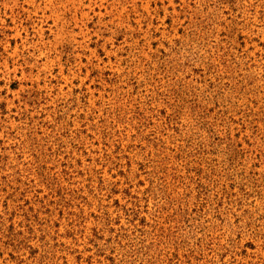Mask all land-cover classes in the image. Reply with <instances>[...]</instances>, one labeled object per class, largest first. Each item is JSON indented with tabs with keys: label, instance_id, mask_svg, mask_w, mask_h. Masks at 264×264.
I'll return each mask as SVG.
<instances>
[{
	"label": "rangeland",
	"instance_id": "1",
	"mask_svg": "<svg viewBox=\"0 0 264 264\" xmlns=\"http://www.w3.org/2000/svg\"><path fill=\"white\" fill-rule=\"evenodd\" d=\"M0 264H264V0H0Z\"/></svg>",
	"mask_w": 264,
	"mask_h": 264
}]
</instances>
